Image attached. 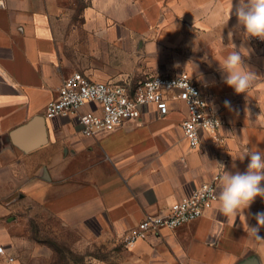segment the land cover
I'll list each match as a JSON object with an SVG mask.
<instances>
[{
	"label": "crops",
	"instance_id": "obj_1",
	"mask_svg": "<svg viewBox=\"0 0 264 264\" xmlns=\"http://www.w3.org/2000/svg\"><path fill=\"white\" fill-rule=\"evenodd\" d=\"M231 3L0 0V264H13L19 220L31 212L113 242V261L97 264H264V227L260 239L248 230L262 197L236 218L216 200L190 223L123 244L147 215H166L203 185L218 194L224 170L245 172L249 157L240 158L264 150V41L244 38ZM233 45L261 78L247 93L224 82L220 62ZM74 73L128 87L186 75L221 121L220 140L202 133L188 146L187 108L175 91L165 94V115L148 105L136 120L83 137L73 119L44 116Z\"/></svg>",
	"mask_w": 264,
	"mask_h": 264
},
{
	"label": "built area",
	"instance_id": "obj_2",
	"mask_svg": "<svg viewBox=\"0 0 264 264\" xmlns=\"http://www.w3.org/2000/svg\"><path fill=\"white\" fill-rule=\"evenodd\" d=\"M253 40L261 41L258 38ZM171 91L177 93L176 97L187 108V117L181 129L188 146L198 147L202 133L220 140L221 121L186 75L151 76L128 87L89 81L74 73L64 81L57 97L46 105L44 116L46 119H73L79 126L81 136L93 137L99 132H111L127 121L138 119L142 109L148 105H154L159 114L165 115L168 112L165 94ZM84 108L86 110L82 111ZM216 196V185L205 184L188 197L175 202L166 215H147L135 230L124 235V246L133 248L139 241L150 234H157L161 229L174 230L198 219L216 201ZM0 254H4L2 247Z\"/></svg>",
	"mask_w": 264,
	"mask_h": 264
},
{
	"label": "clouds",
	"instance_id": "obj_3",
	"mask_svg": "<svg viewBox=\"0 0 264 264\" xmlns=\"http://www.w3.org/2000/svg\"><path fill=\"white\" fill-rule=\"evenodd\" d=\"M232 15L237 17L238 26H242L245 39L264 41V0H235V3L232 0L229 19ZM231 35L229 33V37ZM233 46V50L220 62L221 70L226 73L224 82L238 94L247 93L261 78L244 64L242 56L248 55V51L243 47L236 51ZM245 156L249 157L245 172L224 170L220 178L217 211L228 218L243 214L257 197L264 198V150L250 151L240 159L243 160ZM255 218L256 226L248 227V230L260 239L257 233L259 228L264 227V212L256 213Z\"/></svg>",
	"mask_w": 264,
	"mask_h": 264
},
{
	"label": "rangeland",
	"instance_id": "obj_4",
	"mask_svg": "<svg viewBox=\"0 0 264 264\" xmlns=\"http://www.w3.org/2000/svg\"><path fill=\"white\" fill-rule=\"evenodd\" d=\"M19 223L17 233L23 242L16 248L13 264H97L98 260L112 262L116 255L113 242L66 230L50 218L40 221L32 212Z\"/></svg>",
	"mask_w": 264,
	"mask_h": 264
}]
</instances>
